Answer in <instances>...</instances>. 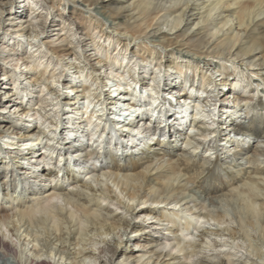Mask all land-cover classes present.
I'll list each match as a JSON object with an SVG mask.
<instances>
[{"label":"bare ground","instance_id":"bare-ground-1","mask_svg":"<svg viewBox=\"0 0 264 264\" xmlns=\"http://www.w3.org/2000/svg\"><path fill=\"white\" fill-rule=\"evenodd\" d=\"M63 1L71 13L46 23L52 4L0 0V28L11 23L0 34V75L7 87L0 111L16 103L12 112H0V138L8 136L7 148H17L0 147V261L264 264V106L255 102L258 95L264 100V0ZM92 6L104 9L110 26L95 18ZM51 27L56 37L40 40ZM171 31L185 51L160 55L143 42L132 44L156 34V45L165 50ZM83 35L95 60L85 54ZM15 54L28 65L19 74L4 64ZM70 58L78 63L66 62ZM213 58L230 61L240 73L224 68L215 77L207 74L203 67ZM105 67L125 69L133 87H108L100 73ZM243 81L246 94L236 91ZM40 85L46 93H38ZM82 98L85 110L78 106ZM30 112L49 120V134L22 120ZM21 146L26 153L19 155ZM9 152L16 154L6 159ZM17 156L26 169L17 170ZM198 220L215 225L201 232V240L226 236L212 246H230L205 255L211 249L203 241L185 246L181 232L197 229ZM121 228L143 239L139 252L106 238Z\"/></svg>","mask_w":264,"mask_h":264},{"label":"rangeland","instance_id":"rangeland-1","mask_svg":"<svg viewBox=\"0 0 264 264\" xmlns=\"http://www.w3.org/2000/svg\"><path fill=\"white\" fill-rule=\"evenodd\" d=\"M33 1V0H32ZM29 2H31V0H29ZM122 2H123V5L124 6H127L130 2H131V0H122ZM37 6H39V5H41V7H42V5L43 6H45V7H48L50 4H52V8H50L49 9V11H50V14H49V16H48V18H47V21H46V23L48 22V20H49V18H51L53 15H55V14H58V13H63V14H68V13H71V11H72V8L70 7V5H66V3L63 1V0H35V2H34ZM15 4H19V5H23V6H25V7H27V0H15ZM41 7L39 8V10L41 9ZM78 10L77 11H79V10H81V11H83L84 12V14L86 15L87 13L85 12V9H84V7H80V9H79V7L77 8ZM103 8H100V7H95V6H92L91 7V11H92V14H95L96 13V11H97V15H96V17L95 18H98V20L100 21V22H104V24L106 25V26H108L109 25V23L111 22V18H109V17H107V15L106 14H104L103 13ZM102 11V12H101ZM41 12H43L42 14H46V12H45V10H43V11H41ZM95 16V15H94ZM57 16H55V18H56ZM6 18V17H5ZM9 24H11L10 22H8L7 20H5L4 21V23H3V25L1 26V28H0V34H4V33H6V32H9V29H10V27H9ZM104 25V26H105ZM189 25H191L192 26V22H190L189 23ZM110 26V25H109ZM201 26V23H199V24H196L193 28H192V30L187 34V36L189 35V34H191V33H193V32H196L197 31V29L199 28ZM56 27H51V28H49V30L46 32V33H42V34H40V36H39V39L40 40H44V39H47L49 36H51L52 35V33H55V32H53V31H51L50 32V29H55ZM155 28V26H152L150 29H148V30H146V32H150L151 30H153ZM121 29V28H120ZM119 29V30H120ZM106 30H108V31H112L113 30V28L111 27H109V28H107ZM162 31H167V29H162ZM113 32H115L114 30H113ZM170 35H168L167 36V39H166V41H172V45H170V46H167L166 48H165V50H164V48H161V47H159L158 45H156L158 42H157V39H158V37H156V34L154 35V34H148V39H135V40H132L133 42H132V44H136V45H138V44H140L141 43V46H145L144 44H147V46L148 47H155L156 48V50L155 51H157L160 55H163L164 54V51H167V50H169V49H181L182 51H185V48H184V46L183 47H179V45H178V43L177 44H174V37H175V35H172L173 34V31H171L170 33H169ZM91 35H92V37L94 38V40H95V42H98V40H99V44H102V42H103V40L102 39H99L98 37H96V33H94V31L93 30H91ZM56 36H51V37H49V39H53V38H55ZM78 37H80V34L78 35H76V38H78ZM81 38H84L85 39V43H88V45H86L84 48H85V51L87 50V52L85 53V54H87V55H90L91 57H92V59H94L95 57H97V56H94L93 54H94V50H88V49H91L92 48V46H90L91 44H90V40L88 39V37H86L85 35H83V36H81ZM144 44H143V43ZM165 44H170L169 42H164ZM25 44H26V42H25ZM103 44H107V41H106V39L104 40V43ZM3 45H2V42H0V48L2 47ZM81 50V49H80ZM80 50H79V52H80ZM113 51V50H112ZM111 51V52H112ZM116 51V49H114V51H113V53ZM23 57L24 56H27V53H25L24 51H23V53H20ZM18 56V55H17ZM17 56H16V54L14 55V57L12 58V60L11 59H7V60H5V66H6V68L7 69H11V70H13V71H15L17 74H19L20 73V71H22V72H24V71H26V66L28 67V65H25L24 63H23V60L22 59H20V60H16V58H17ZM22 56H20L19 55V57H22ZM95 60V59H94ZM210 60V59H209ZM216 61V63L217 64H215V63H211V61ZM211 61H208L207 62V64L203 67V70H206V73L208 74H213V76L215 77V76H217L220 72H225V70H224V68L225 69H227L228 70V72H231V73H240V71H241V69L239 68V66L237 67V68H235L234 67V64H231V62L230 61H226V60H223V59H217V58H213ZM1 62V61H0ZM66 62H69V63H72V62H75L76 64L78 63V61L76 60V59H69V60H67ZM222 65V66H221ZM217 66L219 67V70H217L218 68H217ZM214 67V68H213ZM43 68V66H41V69ZM112 70V71H111ZM73 71V69H71V71H70V73ZM125 71V69H122V68H120V69H109L108 67H105V68H103V69H101L100 70V73H101V77H104L103 79H104V82L108 85V87H113V88H115V87H117V86H120V88H123V87H125V88H129V86L132 88L133 87V84H132V81H131V78H129V76H128V73L126 72H124ZM72 74V73H71ZM192 74V73H191ZM191 74H190V76H191ZM6 78L3 76V75H0V98H4L3 97V91H5V90H7V87H6ZM120 84V85H119ZM245 84H246V82H244L243 81V85L240 87V89H236V91L237 92H239V93H243V94H246V91L244 92V86H245ZM106 85V86H107ZM255 86V85H254ZM253 86V87H254ZM107 87V88H108ZM261 87V86H260ZM60 88V87H59ZM221 88V87H220ZM37 91H38V93H40V94H43V93H46V89H45V87H44V85H40L39 87H37V89H36ZM107 90V89H106ZM223 90V89H222ZM65 90L63 89V92H64ZM152 92H153V90H152ZM225 92V91H224ZM248 93V92H247ZM16 96V95H15ZM255 97H257V94H256V96ZM8 99V97L6 96L5 97V100H7ZM2 100V99H1ZM230 101V98H225V99H223V101H225V102H227V101ZM15 102H17V101H15ZM80 102L81 103H79V107L81 106V107H83V110H85V107H84V104L83 103H85V99H81L80 100ZM255 102H257V104H258V107H260V106H264V100L258 95V97L255 99ZM12 104V103H11ZM15 105H16V103H14L13 105H7L6 106V110H2L1 109V111L0 112H2L3 114H5L8 110H10V112H12V110H14V107H15ZM92 106H93V104H92ZM92 106H90L91 108H92ZM48 108V107H47ZM95 109L97 108V107H94ZM111 109H109V112H111L112 114H111V116L113 117V115L115 114V113H117V111L114 109V107L113 106H111L110 107ZM94 109V110H95ZM119 109V108H118ZM93 110V111H94ZM108 110V109H107ZM120 110V109H119ZM65 111H67V110H64V112ZM33 112V111H32ZM32 112H30V114L26 117V119L24 118V117H22V120L24 119L25 121L27 120H29L27 123H29V124H31V125H33V126H36L37 127V129H38V127H40L41 129L43 128L44 130H45V132L47 133L48 132V134H49V129H50V124L48 123V121L49 120H47V121H45L44 122V118H42L41 117V115H39V114H34V115H32ZM99 112V111H98ZM20 113V112H19ZM107 113V112H106ZM6 115V114H5ZM19 114H17V116H18ZM108 115V114H107ZM17 118H20V116L19 117H17ZM185 128H187V127H185ZM43 130V131H44ZM186 130V132H187V130H188V132H190V128H188V129H185ZM221 133V132H220ZM216 134L217 136H215V138L217 139V144L219 143V144H221V142H223L222 141V135H223V133H221V134ZM67 135V134H66ZM220 136H221V138H220ZM34 138V137H33ZM9 138H8V136H3V137H1L0 138V147L1 148H3L4 149V151H6V149L7 150H9V151H16L17 150V148H14V149H8L7 148V145H6V141L8 140ZM43 140H44V138H43ZM85 140H90V135H88V136H86L85 137ZM162 139H161V137L159 138V141H161ZM166 139H164V141H165ZM10 141V140H9ZM20 143H23V142H20ZM20 143H19V145H20ZM249 144L250 145H253V146H255V145H257V143L254 141L253 143H252V140H250L249 141ZM183 146V145H182ZM222 146V145H221ZM226 146V145H225ZM22 147H24V146H21L20 148H21V152H20V154L19 155H22V154H25L26 153V149H23ZM186 148H188V147H186ZM36 149H39V151L40 152H43V150L41 149V148H39V147H36ZM38 151V150H37ZM205 150H203V151H201L200 150V152H201V154H203V152H204ZM144 152H146V150L144 151ZM200 152H198V154H200ZM10 153V152H9ZM15 152H11L10 153V155H11V157H6V159H10V158H13V156L16 154H14ZM205 153L206 152H204V154L203 155H205ZM30 157H31V155H29ZM28 156V157H29ZM29 157V158H30ZM17 164L19 163H21V166L19 167V169H17L18 171H21V169H26V164H27V162L24 160V159H22V156H19V158H18V156H17ZM211 159L212 160H214V157L213 156H211ZM39 161H41L42 163H45V161H43V153H41L40 154V158H39ZM126 161V164H130V159L128 160H125ZM35 161L33 160V161H31L30 162V164L31 165H35ZM41 163V164H42ZM23 164V165H22ZM51 165L52 164H55L56 165V162H51L50 163ZM228 172H230V173H233V174H235L234 173V171H231V170H228V169H222L221 170V173H228ZM84 179H87L86 177H84L83 178V180ZM90 184H91V186L94 188V189H96V188H98V186H97V181H94V180H89L88 181ZM206 205H208V201H206ZM149 219L147 220V222H146V225H149L150 223H149ZM214 223L212 222V221H210V222H206L205 220H198V222H197V225H198V228L197 229H192V231H191V233H186L185 231L184 232H181V236L182 237H184L185 239H186V243H184V245L185 246H188V244L189 243H194V244H200V241H203L204 242V244H202V246H204V247H208V248H210L211 249V251H207V250H205L204 251V253H203V255H205L207 252H208V254H211V253H214V252H217L220 248H225V247H229L230 245H228V246H223V247H218V249L216 250L213 246H212V240H214V239H217V240H221L220 242H221V244L222 243H224L225 242V240H226V236H214V235H208L207 237H205L203 240H201V232L204 230V229H208V228H215V225H213ZM162 228V227H161ZM3 230H5L4 229V227L2 228ZM2 230V231H3ZM4 232V231H3ZM6 233H7V231H5ZM164 233H166L165 231H163ZM186 233V234H185ZM0 234L2 235V232L0 231ZM179 234H180V232H179ZM0 235V236H1ZM121 236V238H119ZM108 240H110V242L111 243H113V241L114 240H116V239H118L119 241L121 240V241H124V242H126L129 246H131L132 248H133V250H135L136 252H139L140 250H141V248H142V246H143V239H140L139 238V240L137 239V236H136V234H133V233H131V232H129V231H125L124 229H120L119 231H118V234H116V233H114V234H110V235H108L107 237H106ZM223 238L225 239V240H223ZM137 239V240H136ZM5 240H7L9 243H10V239H9V237L7 238H5ZM236 241V240H235ZM237 241H239V240H237ZM233 245H235V244H233ZM232 245V246H233ZM171 248L170 247H166L165 248V251H167V250H170ZM142 250H145V249H142ZM174 252H175V250H173ZM147 256V255H146ZM13 258H11V257H8L7 258V262L6 263H4V262H2V261H0V264H14L13 262Z\"/></svg>","mask_w":264,"mask_h":264}]
</instances>
